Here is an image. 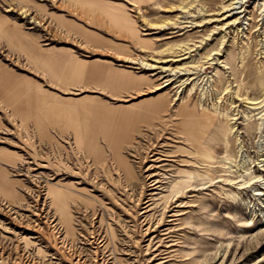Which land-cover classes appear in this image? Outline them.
Returning <instances> with one entry per match:
<instances>
[{
	"label": "rangeland",
	"instance_id": "obj_1",
	"mask_svg": "<svg viewBox=\"0 0 264 264\" xmlns=\"http://www.w3.org/2000/svg\"><path fill=\"white\" fill-rule=\"evenodd\" d=\"M0 264H264V0H0Z\"/></svg>",
	"mask_w": 264,
	"mask_h": 264
},
{
	"label": "crops",
	"instance_id": "obj_2",
	"mask_svg": "<svg viewBox=\"0 0 264 264\" xmlns=\"http://www.w3.org/2000/svg\"><path fill=\"white\" fill-rule=\"evenodd\" d=\"M1 80H2L3 83L7 84V82H8L9 79H8L7 76L2 75V76H1Z\"/></svg>",
	"mask_w": 264,
	"mask_h": 264
},
{
	"label": "bare ground",
	"instance_id": "obj_3",
	"mask_svg": "<svg viewBox=\"0 0 264 264\" xmlns=\"http://www.w3.org/2000/svg\"><path fill=\"white\" fill-rule=\"evenodd\" d=\"M193 123V122H192Z\"/></svg>",
	"mask_w": 264,
	"mask_h": 264
}]
</instances>
